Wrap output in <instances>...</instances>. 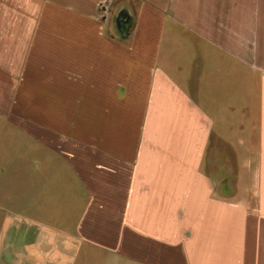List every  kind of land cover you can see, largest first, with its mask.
Masks as SVG:
<instances>
[{"label":"crops","instance_id":"0c3cea01","mask_svg":"<svg viewBox=\"0 0 264 264\" xmlns=\"http://www.w3.org/2000/svg\"><path fill=\"white\" fill-rule=\"evenodd\" d=\"M0 126V264H264V0H0Z\"/></svg>","mask_w":264,"mask_h":264},{"label":"rangeland","instance_id":"374dc122","mask_svg":"<svg viewBox=\"0 0 264 264\" xmlns=\"http://www.w3.org/2000/svg\"><path fill=\"white\" fill-rule=\"evenodd\" d=\"M132 5L136 6L135 2H131ZM125 20V19H124ZM129 24H132V20L130 19ZM19 139V137L15 134H12L6 129L5 127L0 126V161L3 156L6 154H17V142L16 140ZM0 198H1V192H0Z\"/></svg>","mask_w":264,"mask_h":264}]
</instances>
